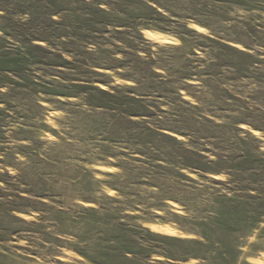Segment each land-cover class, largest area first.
Here are the masks:
<instances>
[{
  "label": "rangeland",
  "instance_id": "1",
  "mask_svg": "<svg viewBox=\"0 0 264 264\" xmlns=\"http://www.w3.org/2000/svg\"><path fill=\"white\" fill-rule=\"evenodd\" d=\"M0 264H264V0H0Z\"/></svg>",
  "mask_w": 264,
  "mask_h": 264
},
{
  "label": "bare ground",
  "instance_id": "2",
  "mask_svg": "<svg viewBox=\"0 0 264 264\" xmlns=\"http://www.w3.org/2000/svg\"><path fill=\"white\" fill-rule=\"evenodd\" d=\"M152 36L155 39L160 40V41H166V40L170 39V36H168L167 34L162 33V32H153Z\"/></svg>",
  "mask_w": 264,
  "mask_h": 264
}]
</instances>
